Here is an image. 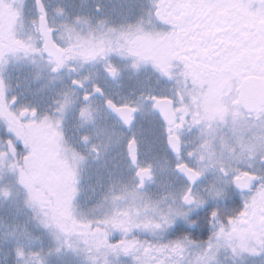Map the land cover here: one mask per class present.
<instances>
[{"label": "snow or ice", "instance_id": "6c2138e0", "mask_svg": "<svg viewBox=\"0 0 264 264\" xmlns=\"http://www.w3.org/2000/svg\"><path fill=\"white\" fill-rule=\"evenodd\" d=\"M0 264H264V0H0Z\"/></svg>", "mask_w": 264, "mask_h": 264}]
</instances>
